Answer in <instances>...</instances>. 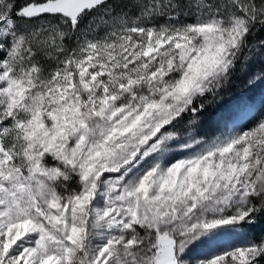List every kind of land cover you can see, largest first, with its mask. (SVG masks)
Segmentation results:
<instances>
[{"label":"snow or ice","instance_id":"6c2138e0","mask_svg":"<svg viewBox=\"0 0 264 264\" xmlns=\"http://www.w3.org/2000/svg\"><path fill=\"white\" fill-rule=\"evenodd\" d=\"M0 264H264V0H0Z\"/></svg>","mask_w":264,"mask_h":264},{"label":"rangeland","instance_id":"374dc122","mask_svg":"<svg viewBox=\"0 0 264 264\" xmlns=\"http://www.w3.org/2000/svg\"><path fill=\"white\" fill-rule=\"evenodd\" d=\"M241 86H243V81L241 79H237L233 87L240 88ZM244 91L247 92L248 90L244 89ZM258 92H259V88L255 90V93H258Z\"/></svg>","mask_w":264,"mask_h":264},{"label":"trees","instance_id":"16d2710c","mask_svg":"<svg viewBox=\"0 0 264 264\" xmlns=\"http://www.w3.org/2000/svg\"><path fill=\"white\" fill-rule=\"evenodd\" d=\"M244 89H245L244 86H241L240 88L233 87V92L236 95H240V94L245 93Z\"/></svg>","mask_w":264,"mask_h":264}]
</instances>
